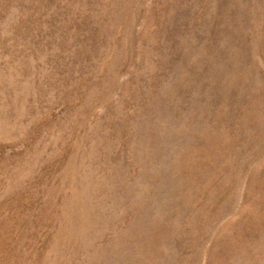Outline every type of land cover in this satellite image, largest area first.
I'll return each instance as SVG.
<instances>
[{
    "label": "rangeland",
    "instance_id": "rangeland-1",
    "mask_svg": "<svg viewBox=\"0 0 264 264\" xmlns=\"http://www.w3.org/2000/svg\"><path fill=\"white\" fill-rule=\"evenodd\" d=\"M0 264H264V0H0Z\"/></svg>",
    "mask_w": 264,
    "mask_h": 264
}]
</instances>
